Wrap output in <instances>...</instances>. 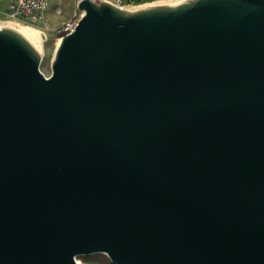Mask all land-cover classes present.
Masks as SVG:
<instances>
[{
	"label": "water",
	"instance_id": "1",
	"mask_svg": "<svg viewBox=\"0 0 264 264\" xmlns=\"http://www.w3.org/2000/svg\"><path fill=\"white\" fill-rule=\"evenodd\" d=\"M76 6L0 28V264H264V0Z\"/></svg>",
	"mask_w": 264,
	"mask_h": 264
},
{
	"label": "rangeland",
	"instance_id": "2",
	"mask_svg": "<svg viewBox=\"0 0 264 264\" xmlns=\"http://www.w3.org/2000/svg\"><path fill=\"white\" fill-rule=\"evenodd\" d=\"M141 1L138 4H146L154 1L162 0H136ZM6 0H0V9L4 6ZM75 0H49V6L45 12L44 19H42L37 25L23 23L18 21L17 23L32 26L38 30L42 37V54L39 59L38 67L41 72L48 75L50 72V59L53 53L55 43L58 42V36L54 31V27L57 26L61 21L71 15L75 8ZM0 22H11L6 17H0ZM17 21V20H15ZM37 32V31H36ZM76 260L80 264H114L104 253H90L76 255Z\"/></svg>",
	"mask_w": 264,
	"mask_h": 264
},
{
	"label": "built area",
	"instance_id": "3",
	"mask_svg": "<svg viewBox=\"0 0 264 264\" xmlns=\"http://www.w3.org/2000/svg\"><path fill=\"white\" fill-rule=\"evenodd\" d=\"M78 0H75V3ZM119 6H130L141 1L136 0H107ZM49 6V0H6L0 9V17L15 19L17 21L37 25L44 19L45 12ZM80 14V9L75 6L70 16L61 21L53 29L55 33L71 30Z\"/></svg>",
	"mask_w": 264,
	"mask_h": 264
},
{
	"label": "bare ground",
	"instance_id": "4",
	"mask_svg": "<svg viewBox=\"0 0 264 264\" xmlns=\"http://www.w3.org/2000/svg\"><path fill=\"white\" fill-rule=\"evenodd\" d=\"M105 1H107V0H105ZM184 1H187V0H162V1H154L151 3L141 4V5L136 3V4H133L130 6H122V5L119 6V5H116L110 1H107V2L111 3L112 5H114L116 7H119L120 9L132 11V10L156 6V5L157 6L158 5L173 6V5L179 4V3L184 2ZM8 21H11V22H3V21L0 22V28H6V29H9V30L17 33L19 36H21L29 44V46L40 57L42 54V37L38 33L39 31L36 30V28H34L32 26L17 23L18 21H15V20H8ZM59 39L60 38L58 37V41H59Z\"/></svg>",
	"mask_w": 264,
	"mask_h": 264
}]
</instances>
